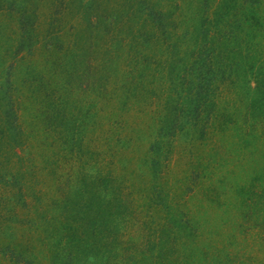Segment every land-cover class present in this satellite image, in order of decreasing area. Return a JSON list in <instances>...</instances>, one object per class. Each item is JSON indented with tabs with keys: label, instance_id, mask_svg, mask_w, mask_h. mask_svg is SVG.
<instances>
[{
	"label": "rangeland",
	"instance_id": "rangeland-1",
	"mask_svg": "<svg viewBox=\"0 0 264 264\" xmlns=\"http://www.w3.org/2000/svg\"><path fill=\"white\" fill-rule=\"evenodd\" d=\"M56 1L48 7L36 8L38 23L34 26L39 39L32 40L28 48L19 34L17 20L12 16L11 20L4 19L6 13H0V34L10 32L11 47L6 56L15 61L20 58L12 72H4L2 76L11 80L15 74L13 80L18 78L7 88L13 91L18 126L15 122L13 125L19 133L9 131L11 137L8 138L17 153H8L7 159V152L0 153V264H49L45 259L46 248L41 244L34 247L41 248L38 257L25 254L24 250L36 245L28 220L35 203L40 205V201L24 192L34 190L46 203L48 196H53L54 192L49 190L55 183L58 191L54 198L58 201L63 197L61 191L66 190L65 185L69 187L76 180L84 186L92 185L84 191L89 194L86 200L93 206L92 213L96 212L93 220L98 219L97 223L116 218L121 212L131 219L127 224L118 225L122 239L117 245H109L104 253L105 264H145L147 258L152 262L158 238L166 239L169 248L176 247V240L179 250L188 255L183 258L180 251L175 250L170 256L176 264H264V88L255 87L253 74H247L241 67L228 66L223 76L209 77L203 64L185 67L179 83L186 81V89H199L203 94L199 99L203 115L199 124H205V130L191 141L188 134L178 133L168 145L166 164L158 162V173L152 175L148 160L157 134V100L141 104L139 110L135 103L119 105L107 91L102 97L78 91L74 95L78 109L66 110L64 106L63 110L69 112L68 115L74 112L75 117L84 120L81 136L70 132L62 136L43 132L44 123L48 126L52 120L54 122L50 107L43 115L39 113L38 104L28 101L27 87L18 80L37 74L36 70L44 74L53 68L55 58L65 55L61 54L62 49L71 41L63 42L66 34L84 28L86 19L75 7L67 8L66 0ZM260 1L258 8L264 13V0ZM145 2L154 12L166 8L181 14L185 25L181 24L177 32H183L187 26L195 27L188 23L192 7H183L189 1ZM102 3L101 12L109 14L108 3ZM222 3L228 4L227 0H208V5L202 6L203 17L211 22L196 23L197 27L208 29L204 33L220 28L214 18L221 16V8L217 6ZM175 5L181 10L175 9ZM130 7L139 8L136 2ZM0 8L3 7L0 5ZM93 11L98 13V9ZM93 11L91 18L95 16ZM128 12L131 17L133 13ZM213 21L217 22L216 26ZM113 26L115 24H104L100 28L96 26L98 30L83 32L90 36L87 42L93 45L92 52L81 50V56L89 57L92 67L99 68L103 58L124 56L125 52L108 49L113 42ZM133 28L137 31L139 25L136 23ZM124 30L122 27V32ZM253 30L264 36L263 24ZM76 34L74 32V40ZM263 41L264 38L260 42ZM187 42L191 44L190 40ZM46 44L54 47L51 50ZM71 51L74 55L80 49L76 47ZM158 52L156 57L164 60L165 51L161 48ZM230 77L240 78V81L229 82L234 80ZM211 91L215 94L211 95ZM211 96H214V105H205ZM18 135L24 144H20ZM51 170L55 171V181ZM77 172L88 173L90 177L78 176ZM67 180L72 182L68 184ZM11 183L14 184L9 186ZM12 193L20 194L19 201L9 198ZM118 195L124 198L122 206L116 204ZM103 197L106 202H102ZM39 205L37 207H42ZM183 216L192 226L183 222ZM179 233L184 235L182 239ZM114 246H119L116 256L111 253Z\"/></svg>",
	"mask_w": 264,
	"mask_h": 264
},
{
	"label": "trees",
	"instance_id": "trees-1",
	"mask_svg": "<svg viewBox=\"0 0 264 264\" xmlns=\"http://www.w3.org/2000/svg\"><path fill=\"white\" fill-rule=\"evenodd\" d=\"M102 1L108 3L106 5L109 7V14L101 12ZM134 1L139 8L130 7L132 2L135 5ZM186 1L189 2L183 7H192L191 17L188 18L189 24L191 22L197 27L198 22L211 23L202 14L205 11L202 6L208 5V0H193L194 4L191 3L192 0ZM62 2L63 0H59V3ZM50 3H53V0H0V5L3 7L0 8V13H6L5 16L2 15L4 19L11 20L12 16L17 20L19 34L25 42V47L28 48L32 40L39 39L35 31L38 23L36 8L48 7ZM227 3V6L223 3L217 6L221 8V16L214 19L218 21L219 29L204 33L208 29L203 30L205 28L198 26L197 28L201 29L198 30L193 26H187L183 32L179 33L177 28L181 24L183 27L185 25L181 14L166 8L161 12H154L147 6L145 0H66L67 8L75 7L78 13L86 18L83 20L85 27L76 31L71 30V35L66 34L63 42L71 39L68 44L70 47L62 49L61 54L65 55L55 58L53 68L44 74L36 70L37 74L22 76L18 80L19 84L27 87L28 101L38 104L39 113L43 115L50 107L54 122L52 120L48 126L44 123L43 132L47 131L50 135L59 136L70 132L72 135L81 136V124L84 120L79 116L75 117L74 112L68 115L69 112L63 110L64 106L66 110L69 107L78 109L74 103L77 101L74 95L78 91L90 92L96 97H102L107 91L109 95L114 96L119 105L127 106L135 103L139 105V110H141V104L157 100L158 127L150 149L151 159L148 160V166L152 175L158 173L157 164L158 162L162 164V161L166 164L169 158L168 145L173 143V138L178 133L188 134V139L191 141L196 134L205 130V124H199L202 123L203 118L199 99H202L203 94L199 89L196 91L192 87L186 89L184 86L186 81L179 83L185 67L195 68L196 65L203 64L206 66L208 71L206 74L209 77H214V74L223 76L228 66L241 67L242 71H248L247 74H253L255 87L264 88V41L260 42L264 36L257 35V32L253 30L254 27L264 25V13H261L258 8L262 1L227 0ZM175 7L181 10L178 9V5ZM94 9H98L97 14L93 11ZM195 9L200 11L193 12L192 10ZM92 11L95 14L93 18H91ZM128 11L133 13L131 17ZM132 21L134 23H131ZM136 23L139 25L137 31L133 28ZM104 24L109 26L115 24L113 36L110 34L113 42L108 49L125 52V54L120 59L117 56L103 58L100 61V67L95 68L92 67V63L89 64V57L81 56L83 53L81 50L89 52L93 45L91 41V43L87 42L90 36L84 35L83 32L86 29L89 32L91 29L98 30L96 26L100 28V25ZM216 24L217 22L213 21V25L216 26ZM122 27L125 28L124 32ZM74 32L77 33L76 40H74ZM9 33L0 34V153L7 152L6 159L8 153L13 151L17 153V148L8 142V138L11 137L9 131H13L14 134L19 133L16 129L18 113L15 109L13 91L7 88L18 78L13 80L15 74L12 75L11 80L2 77L4 72H9L15 62L20 59L15 61L14 58L6 56L11 47ZM188 40L191 44L187 42ZM48 46L54 47V45L46 44V48ZM76 47L80 49V52L73 55L71 50H76ZM161 48L165 51L164 60L156 57ZM234 78L230 77V79ZM238 81L240 78L229 80L232 83ZM5 86L11 92L7 93ZM213 94L215 92L211 91V95ZM212 98L214 96H211L210 102L205 105L213 106ZM16 138L20 140L21 145L24 144V140L20 139L19 135ZM8 145L11 149H8ZM50 172L53 173V181H55V171ZM77 174L90 177L88 173L77 172ZM67 182L69 184L72 181L67 180ZM12 184L14 183L9 186ZM65 188V191H61L63 197L57 201L55 193L58 187L54 183L53 189L49 190L54 192L53 194L51 192L53 196L51 198L48 196L46 203L40 200V195L34 190L24 192L28 195L31 193L35 201H40V205L35 203L36 206L31 210L33 215L28 220L29 228L37 240L36 245L29 246L27 251L24 250L25 254L31 258L38 257L37 254L41 253V248L34 247L41 244L46 248L45 259L49 260V264H105L104 253L109 245H117L122 239L121 228L118 225L127 224L131 219L121 212L116 215V218L111 217L104 222L100 214L102 220L97 223L98 219L93 220L96 212L92 213L93 206L86 200L89 194L84 191L85 188H92V185L84 186L76 180L69 187L65 185ZM74 197L77 199H73ZM9 198L16 201L17 198L20 199V194L12 193ZM102 202H106L104 197ZM116 204L122 206L124 198L118 195ZM38 205L42 207H37ZM165 206L168 207L167 204H164ZM39 208L41 210H38ZM185 221L187 225L192 226L183 216V222ZM178 236L182 239L184 235L179 233ZM174 237L177 238V236ZM175 242L176 247L169 248L166 246V239L158 238V244L152 255L154 259L150 262L147 258L145 264L148 261L149 264H176V261L172 260L173 256H170L175 250H179L177 247L179 244L176 240ZM25 248L28 249V246ZM116 249H119V246H114L113 251L111 250L115 256L118 255ZM180 253L183 258L188 257L185 252L180 251Z\"/></svg>",
	"mask_w": 264,
	"mask_h": 264
}]
</instances>
